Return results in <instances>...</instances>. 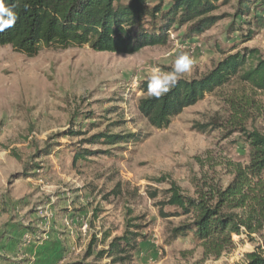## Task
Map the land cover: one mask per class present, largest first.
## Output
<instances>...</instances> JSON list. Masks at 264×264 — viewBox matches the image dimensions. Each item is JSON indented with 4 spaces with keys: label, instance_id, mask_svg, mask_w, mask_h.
I'll use <instances>...</instances> for the list:
<instances>
[{
    "label": "rangeland",
    "instance_id": "1",
    "mask_svg": "<svg viewBox=\"0 0 264 264\" xmlns=\"http://www.w3.org/2000/svg\"><path fill=\"white\" fill-rule=\"evenodd\" d=\"M228 1L214 14L221 20L200 39L187 41L182 30L171 34L168 46L134 55L85 46L45 48L30 58L0 48V264L83 262L93 237L108 235V244L132 225L144 236L136 264H245L247 254L264 251V233L251 241L242 232L233 238L234 250L206 260L193 234L169 245L170 231L184 220L160 215L170 182L194 196L204 177L230 183L216 164L249 161L240 129L264 133V92L233 80L166 130L151 127L139 111L152 67L171 71L182 52L195 60L181 76L186 80L207 75L230 51L254 50L264 59V13L240 18L241 0ZM249 33L253 38L245 42ZM245 98L255 108L243 120L232 103ZM99 135L138 140L109 145L96 142ZM80 154L85 158L75 162Z\"/></svg>",
    "mask_w": 264,
    "mask_h": 264
},
{
    "label": "trees",
    "instance_id": "2",
    "mask_svg": "<svg viewBox=\"0 0 264 264\" xmlns=\"http://www.w3.org/2000/svg\"><path fill=\"white\" fill-rule=\"evenodd\" d=\"M167 1L170 4L167 6ZM228 0H5L18 16L16 23L0 31V48L10 46L30 58L38 56L45 48L68 50L89 46L98 53L134 55L148 48L166 47L174 39L171 34L185 32L182 38L192 41L213 29L221 20L214 16ZM252 13H264V0H241L236 6L240 18ZM234 29H231L233 32ZM238 32V30L236 31ZM249 33L245 42L251 41ZM223 51V50H222ZM224 59L200 79H179L178 84L166 95L155 98L147 95L148 81L141 85L145 95L139 104L141 115L151 127L166 130L173 119L186 109L202 102L207 94L229 85L233 80L264 92V59L256 51L232 55ZM237 118H247L255 108L252 100L232 103ZM210 126H216L212 123ZM245 139L248 162L227 161L223 166L232 179L226 186L207 177L196 184L194 196L184 193L175 182H170L160 203L164 219L181 218L170 231L168 244L193 234L203 249L204 259H220L235 248L234 236L246 232L264 233V133L240 129ZM80 137L83 133H68ZM96 142L109 145L130 143L138 138L99 135ZM80 154L75 162L84 159ZM151 199L158 198L150 193ZM165 207L174 210L166 213ZM142 227L128 226L121 237L108 235L102 240L93 237L83 262L75 264H136L135 253L144 239ZM107 244V245H106ZM102 247V249H100ZM245 264H264V251L255 250L246 255Z\"/></svg>",
    "mask_w": 264,
    "mask_h": 264
},
{
    "label": "clouds",
    "instance_id": "3",
    "mask_svg": "<svg viewBox=\"0 0 264 264\" xmlns=\"http://www.w3.org/2000/svg\"><path fill=\"white\" fill-rule=\"evenodd\" d=\"M18 19L11 7L5 5V0H0V31L12 27ZM195 64L194 58L188 52L180 53L171 71H162L159 67H152L148 77L147 95L160 98L171 91L179 82L183 74L192 71Z\"/></svg>",
    "mask_w": 264,
    "mask_h": 264
}]
</instances>
